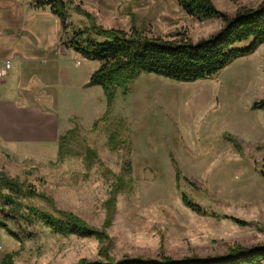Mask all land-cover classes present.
Listing matches in <instances>:
<instances>
[{"label": "rangeland", "instance_id": "obj_1", "mask_svg": "<svg viewBox=\"0 0 264 264\" xmlns=\"http://www.w3.org/2000/svg\"><path fill=\"white\" fill-rule=\"evenodd\" d=\"M261 1L212 0L228 15ZM80 2L105 28L128 31L134 25L146 36L163 39L185 35L195 41L223 24L219 18L189 16L176 0ZM75 4L67 7L69 29L89 24ZM78 60L70 53L76 73L68 84L76 93L70 109L84 119L104 113L102 117L87 127L72 117L74 127L64 133L61 157L46 146L38 152L47 156L7 163L0 174L45 193L56 208L104 230L108 238L56 234L27 209L34 205L50 210V204L23 197L24 205L14 208L0 198V221L11 231L1 227L0 242L3 247L13 244L8 250L15 264L104 259L103 247L116 260L160 254L175 259L214 256L235 244L264 245V108L251 107L264 99V43L205 79L176 81L142 72L126 92L117 90L109 106L100 87H79V69L87 65L80 60L74 65ZM68 94L73 97L64 90L65 100ZM89 148L96 154L87 161ZM176 169L189 182L176 180ZM118 176L126 185L116 194L110 224L104 226L106 202ZM183 193L209 213L186 207Z\"/></svg>", "mask_w": 264, "mask_h": 264}, {"label": "trees", "instance_id": "obj_2", "mask_svg": "<svg viewBox=\"0 0 264 264\" xmlns=\"http://www.w3.org/2000/svg\"><path fill=\"white\" fill-rule=\"evenodd\" d=\"M179 7L189 16L199 20L219 18L223 24L215 33L205 38L192 40L183 35L177 39L146 36L134 25L128 31L121 28H105L95 23L91 13L75 4L78 14L83 15L88 25L69 29L67 22V6L72 0H44L39 4H48L52 12L59 18L63 35L61 43L71 48L83 58L99 62V66L91 73L86 86H100L105 95L107 106L111 104L117 90L127 91L128 83L140 73H153L176 81H194L205 79L216 74L220 69L237 57L250 54L264 43V0L256 7L240 6L232 15L217 10L212 0H176ZM248 41L246 45H240ZM253 109L264 108V99L251 103ZM95 122L93 123V126ZM59 137L58 155L61 157V141ZM88 160L95 156L93 149H88ZM86 155V156H87ZM130 170L129 167L125 171ZM183 178L179 169L175 170V179ZM126 185L123 176H118L112 184L110 198L107 200L108 210L104 226L110 224V216L114 209L116 194ZM38 197L50 204V210L28 205V213L34 215L46 227L60 235L91 236L98 241L108 238L104 230L90 226L81 217L71 211L58 209L51 197L37 191L33 186L21 182L16 177L0 174V198L3 204L14 208L24 205L23 197ZM183 204L198 214H208L202 206L182 194ZM211 213V212H210ZM211 215V214H210ZM214 215V214H212ZM244 223L239 218H233ZM0 227L9 234L11 231L0 221ZM104 259H79L76 264H263L264 245L243 247L240 244L229 246L223 254L214 256H186L179 259L160 254L157 257L129 256L120 259L111 258L103 247ZM0 264H15L11 253H5Z\"/></svg>", "mask_w": 264, "mask_h": 264}, {"label": "crops", "instance_id": "obj_3", "mask_svg": "<svg viewBox=\"0 0 264 264\" xmlns=\"http://www.w3.org/2000/svg\"><path fill=\"white\" fill-rule=\"evenodd\" d=\"M39 1L44 0H0V170L7 163L20 164L24 157L41 155L38 149L46 146L58 152L60 135L74 127L72 117L87 127L104 114L84 119L70 109L76 95L68 86L76 76L70 53L87 65L79 69L83 74L80 88L100 87L85 85L99 62L90 63L95 60L86 61L71 48L59 45L64 37L60 20L48 4ZM80 1L72 0V4L82 7ZM64 90L73 97L68 94L65 100ZM12 246L0 250V262Z\"/></svg>", "mask_w": 264, "mask_h": 264}, {"label": "built area", "instance_id": "obj_4", "mask_svg": "<svg viewBox=\"0 0 264 264\" xmlns=\"http://www.w3.org/2000/svg\"><path fill=\"white\" fill-rule=\"evenodd\" d=\"M9 61H6V67H8L9 66ZM3 249V246H2V244H1V242H0V250H2Z\"/></svg>", "mask_w": 264, "mask_h": 264}]
</instances>
